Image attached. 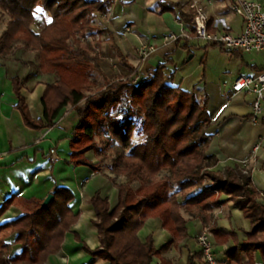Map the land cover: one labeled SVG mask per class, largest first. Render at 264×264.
<instances>
[{
  "label": "trees",
  "instance_id": "16d2710c",
  "mask_svg": "<svg viewBox=\"0 0 264 264\" xmlns=\"http://www.w3.org/2000/svg\"><path fill=\"white\" fill-rule=\"evenodd\" d=\"M113 3L114 0H0V10L9 16L0 34V55L21 45L35 51L41 73L57 77L44 90V119L32 117L22 93L29 77L11 78L16 108L24 124L32 129L53 127L61 109L71 106L79 121L69 137V162L99 171V162L93 163L87 153L93 151L98 155L103 144L110 145L108 117L114 116L115 128L110 136L118 145L113 165L127 176L128 183L118 185L115 206L100 192L90 198L100 245L91 249L84 243L82 248L93 259L108 264H174L165 254L189 234L184 213L219 235L212 210L233 200L251 222L249 238H255L237 249L249 254L246 264H255L253 252L260 251L264 257V203L250 172L245 173L238 166L226 167L223 172L211 170L217 159L207 152V129L211 124L208 94L199 97L195 91L174 85L175 71L166 73L168 64H173L170 59L141 74L136 83L121 80L123 76H101L105 53L96 51L95 45L85 38L106 35L111 50L130 70L127 76L135 71L117 45L114 33L94 23L96 16L107 13ZM38 8L51 17L41 30L33 27ZM164 11L176 14L195 34L196 11L189 4H165L160 12ZM135 135L141 136L137 142L133 141ZM134 181L140 183L139 187L132 185ZM52 193L55 197L46 207H42L44 199L35 197L12 195L4 201L0 214L12 205L21 208L23 214L0 224V264H44L62 248L80 213L71 209V189L56 186ZM223 194L227 195L225 200L221 199ZM149 218H160L173 237L160 248L152 234L145 241L139 237ZM13 234V242L20 246V251L11 254L9 236ZM155 259L160 262L154 263ZM202 259L201 250L193 252L186 264H200Z\"/></svg>",
  "mask_w": 264,
  "mask_h": 264
},
{
  "label": "crops",
  "instance_id": "0c3cea01",
  "mask_svg": "<svg viewBox=\"0 0 264 264\" xmlns=\"http://www.w3.org/2000/svg\"><path fill=\"white\" fill-rule=\"evenodd\" d=\"M234 2L235 0H114L110 10L105 14H98L94 23L114 33L117 45L135 68L134 72L144 74L170 59L173 64H168L166 68V73L170 74L173 72L172 68L179 65L196 43L194 38L187 39L185 36V32L190 31L189 24L179 21L177 15L171 11L160 12L162 6L170 3L189 4L197 14V8L193 6L196 4L208 16L210 32L227 30L237 35L242 32L244 22L241 16L232 11L231 6ZM50 20L51 17L47 22ZM170 33L176 34L178 39L167 41L165 36ZM92 38H97L99 42L100 39L107 40L106 35L88 37ZM144 41L153 43L155 51L142 61L138 49ZM103 44L107 45L108 49H105L104 45L101 47L99 44L97 46V43L94 44L96 51L105 53L101 76L104 77L106 74L116 77L118 75L114 74L117 72H120V75H128L130 70L119 61L108 40ZM106 50L112 52L111 55L114 56L107 57ZM231 52L240 57L246 66V74L243 75H253L264 69L263 51ZM113 58L117 63L113 62L112 67L116 68L117 65L120 67L115 73L108 61ZM16 75L21 78L29 77L22 93L35 119H44L45 107L42 102L44 90L46 84L57 79L55 74L41 73L35 51L21 45L16 46L7 55H0V152L5 153L0 162V207L12 195L45 199L56 186L68 187L74 193V199L70 202L71 209L75 213H80V217L66 234L62 248L51 254L44 264H103L101 259H93L82 248L84 243L91 249L100 245L97 228L94 225L97 218L90 198L96 192H100L103 197L108 198L112 206H115L118 202V184L104 174L103 170L94 171L89 166H74L69 162L71 154L69 137L79 121L78 113L71 106L61 109L53 127L32 129L24 124L21 113L16 108L17 97L11 80ZM103 77H100L101 81ZM205 92L209 96L211 117V124L207 129L210 135L207 152L217 159L211 170L223 172L226 167L238 166L244 172H250L252 183L261 195L260 201L264 203V111L258 116L257 121H253L254 96L249 93H234L231 86L225 90L219 85L210 84L206 90L198 91V95ZM256 145L260 147L253 153ZM87 157L93 163H98L93 151L88 152ZM207 183L211 184L212 180L208 179ZM198 191L199 189L192 191L189 197ZM226 198L225 194L221 196L222 200ZM22 214L21 208L12 205L0 214V224L16 219ZM184 215L188 219L189 234L165 254L174 264H186L190 253L200 251L197 236L205 229L200 220L193 219L186 213ZM212 215L214 228L220 231L219 235L212 234L218 264L248 263L249 254L245 251L240 252L237 248L249 239L255 240L249 238L247 234L251 229L250 220L233 200H226L214 208ZM138 234L143 241L152 234L158 248L173 238L162 226L160 218L147 219ZM13 239L14 234L9 236L11 254L20 251V246L15 244ZM252 258L255 264H264V257L260 251L253 252ZM159 262V259L154 261ZM200 264L205 263L203 261Z\"/></svg>",
  "mask_w": 264,
  "mask_h": 264
},
{
  "label": "built area",
  "instance_id": "2783aa9c",
  "mask_svg": "<svg viewBox=\"0 0 264 264\" xmlns=\"http://www.w3.org/2000/svg\"><path fill=\"white\" fill-rule=\"evenodd\" d=\"M195 16V34L190 31L185 32L187 39L198 38L210 43L220 44L228 51H263L264 52V2L252 0H235L231 6L232 11L241 16L244 22L243 30L240 34H232L227 30L219 32H210L208 30V16L198 7ZM167 41H174L178 36L170 33L165 36ZM155 51V45L149 41H144L138 49L142 61L146 60ZM141 73L134 72L129 77H123L121 80H132L134 83L140 80ZM234 93H249L254 96L252 103V120L257 121L258 116L264 111V69L253 75H240L231 85ZM256 145L253 153L259 149ZM5 156L0 152V162ZM246 163V161H245ZM248 173V171H245ZM197 243L202 252L203 259L208 264H218L215 252L212 233L205 228L197 236Z\"/></svg>",
  "mask_w": 264,
  "mask_h": 264
},
{
  "label": "rangeland",
  "instance_id": "374dc122",
  "mask_svg": "<svg viewBox=\"0 0 264 264\" xmlns=\"http://www.w3.org/2000/svg\"><path fill=\"white\" fill-rule=\"evenodd\" d=\"M49 19V14L37 12L36 21L33 27L36 30H40ZM8 20L9 16L0 10V34L6 28ZM82 40H84V38ZM86 40L90 41L92 44L99 42L97 38H85V41ZM105 41H107L105 38L104 40L100 39L101 47H103V42ZM194 42L196 45L192 47L191 52L184 56L183 60L176 68H172L173 71H175L173 80L174 84L180 85L183 89L195 91L197 94L198 91L206 90V87L210 84H216L222 87V89L228 90L233 80L241 74H246V66L242 62V59L228 52L226 48H222L220 44L212 45L214 43L198 38H194ZM106 46L107 45H104L105 49L107 48ZM106 51L107 57L114 56L111 55L113 53L109 50ZM108 61H110L109 64L111 67L113 62L115 64L117 63V60L114 58ZM119 68L120 67L117 65L116 68L112 67L111 69L113 73H115V71L119 70ZM129 73L130 72H128V74ZM114 75H118V77H129L127 75H120V72H117V74L115 73ZM99 84L102 85L103 81H100ZM198 96L201 97L202 95ZM113 117L114 116L108 117L110 135L115 128ZM110 135L108 138L110 145L103 144L101 153L98 155L95 153V155L104 174H106L118 185L128 183L127 176L119 173L117 169L114 168L113 162L116 158L115 149L118 144ZM140 139V135H135L133 141L137 142ZM132 185L137 188L140 183L138 181H134L132 182ZM180 201L186 202L183 198H180ZM101 263L107 264V262H104L103 260Z\"/></svg>",
  "mask_w": 264,
  "mask_h": 264
},
{
  "label": "water",
  "instance_id": "95a60500",
  "mask_svg": "<svg viewBox=\"0 0 264 264\" xmlns=\"http://www.w3.org/2000/svg\"><path fill=\"white\" fill-rule=\"evenodd\" d=\"M54 197L55 195L53 193H49L47 197L44 199L42 203V207H46L54 199Z\"/></svg>",
  "mask_w": 264,
  "mask_h": 264
},
{
  "label": "snow or ice",
  "instance_id": "6c2138e0",
  "mask_svg": "<svg viewBox=\"0 0 264 264\" xmlns=\"http://www.w3.org/2000/svg\"><path fill=\"white\" fill-rule=\"evenodd\" d=\"M36 11H37V12H40V11H43V10L38 8Z\"/></svg>",
  "mask_w": 264,
  "mask_h": 264
}]
</instances>
